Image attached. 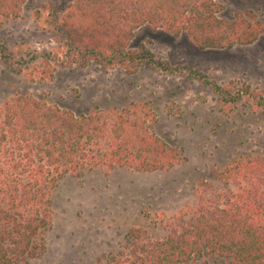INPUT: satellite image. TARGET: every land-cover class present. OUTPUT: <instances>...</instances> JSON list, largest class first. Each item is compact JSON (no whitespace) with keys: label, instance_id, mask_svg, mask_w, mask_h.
<instances>
[{"label":"trees","instance_id":"trees-1","mask_svg":"<svg viewBox=\"0 0 264 264\" xmlns=\"http://www.w3.org/2000/svg\"><path fill=\"white\" fill-rule=\"evenodd\" d=\"M26 1L0 0V20L20 17ZM220 11L216 0H72L53 20L56 50L16 54L0 40V62L32 81L91 65L132 75L167 68L149 50L130 48L146 25L186 34L200 50H230L264 35V20L221 19ZM189 73L213 86L230 108L241 98ZM256 104L264 107V96ZM155 121L148 101L80 114L31 95L6 101L0 107V264H29L46 250L62 178L98 168L154 172L180 164L181 149L155 132ZM218 179L226 189L202 194L196 207L171 218L168 235L155 239L133 230L119 251L95 264H264V158L239 156Z\"/></svg>","mask_w":264,"mask_h":264},{"label":"rangeland","instance_id":"rangeland-1","mask_svg":"<svg viewBox=\"0 0 264 264\" xmlns=\"http://www.w3.org/2000/svg\"><path fill=\"white\" fill-rule=\"evenodd\" d=\"M71 2L27 0L20 17L0 20V40L16 54L56 50L53 20ZM216 2L221 19L241 14L264 20V0ZM130 48L149 50L167 68L146 67L132 75L119 67L59 68L52 79L32 81L0 62V107L17 95L78 114L148 101L155 132L183 155L167 171L98 168L62 178L53 195L46 250L29 264H95L119 251L133 230L163 238L171 218L196 207L202 194L226 189L218 175L233 159L264 158V107L256 104L264 96V35L230 50H200L186 34L174 37L146 25L135 32ZM190 70L241 98L228 107Z\"/></svg>","mask_w":264,"mask_h":264}]
</instances>
